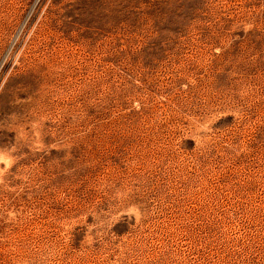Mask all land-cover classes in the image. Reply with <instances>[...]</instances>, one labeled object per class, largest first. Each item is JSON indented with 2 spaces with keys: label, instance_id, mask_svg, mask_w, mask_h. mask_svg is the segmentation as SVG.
Segmentation results:
<instances>
[{
  "label": "rangeland",
  "instance_id": "rangeland-1",
  "mask_svg": "<svg viewBox=\"0 0 264 264\" xmlns=\"http://www.w3.org/2000/svg\"><path fill=\"white\" fill-rule=\"evenodd\" d=\"M0 264H264V0H0Z\"/></svg>",
  "mask_w": 264,
  "mask_h": 264
}]
</instances>
